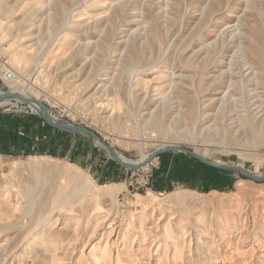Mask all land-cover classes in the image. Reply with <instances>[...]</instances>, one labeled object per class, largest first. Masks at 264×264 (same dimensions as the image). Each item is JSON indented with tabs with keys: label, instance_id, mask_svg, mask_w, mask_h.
Here are the masks:
<instances>
[{
	"label": "rangeland",
	"instance_id": "rangeland-1",
	"mask_svg": "<svg viewBox=\"0 0 264 264\" xmlns=\"http://www.w3.org/2000/svg\"><path fill=\"white\" fill-rule=\"evenodd\" d=\"M101 1L0 0V91L132 162L264 178V0ZM23 109L0 101V264H264V179L127 169Z\"/></svg>",
	"mask_w": 264,
	"mask_h": 264
},
{
	"label": "water",
	"instance_id": "water-1",
	"mask_svg": "<svg viewBox=\"0 0 264 264\" xmlns=\"http://www.w3.org/2000/svg\"><path fill=\"white\" fill-rule=\"evenodd\" d=\"M1 100H9L10 102L19 101V102H23L24 104L25 103H27V104L28 103H35V104L37 103L38 109L41 112H43L42 118H44L49 124L57 126L58 128H61L62 130L81 132V133H85L89 136H92L93 138H95V140L97 142L101 143L105 147V149L109 152V154L111 155V157L113 158V160L115 162H117L118 164H120L121 166H123L127 169L135 170V169L145 165L146 163H148L154 155L159 154V153L164 152V151H167V150H173L174 149V150H179V151L185 152V153L195 157L196 159H199L200 161H202L208 165L215 166V167H223L224 169H234V170H237V171L241 172L242 174L249 176L255 180L264 179L260 176H253V175L249 174L246 170H244L241 167L222 166L219 164H215L213 162L206 160L204 157H202L201 155H199L195 151L183 148L179 145L164 146V147L157 149L156 151L152 152L146 158H144L143 160H141L139 162H125V161H122L118 157L116 151L111 146H109L105 142H103V140L94 131H92L86 127H83V126L65 123V122H62L58 119H54V118L50 117L48 114V110L44 107V105L40 101H38L34 98H31V97H26V96L20 95V94L15 93V92H11V91L1 92L0 93V101Z\"/></svg>",
	"mask_w": 264,
	"mask_h": 264
},
{
	"label": "bare ground",
	"instance_id": "bare-ground-1",
	"mask_svg": "<svg viewBox=\"0 0 264 264\" xmlns=\"http://www.w3.org/2000/svg\"><path fill=\"white\" fill-rule=\"evenodd\" d=\"M105 5H109V3L107 2V1H105V0H102L100 3H99V5H98V7H102V6H105ZM1 92H3V91H0V93ZM20 93H21V91H20ZM21 95H23V94H21ZM23 96H25V95H23ZM26 97H28V96H26ZM9 101V100H8ZM15 103V102H14ZM16 104L17 105H21V106H24L26 109H23V110H28V111H30V112H35V113H37L38 115H40L41 117H42V114H43V112H41L39 109H38V107H37V103L35 104V103H23V102H19V101H16ZM17 109H20V107L19 106H17L16 107ZM48 114H49V116L50 117H52V118H54V119H57L56 117L57 116H55V115H53V113L52 112H50V111H48ZM164 147V146H163ZM162 148V147H161ZM160 149V148H159ZM117 153V155H118V157L122 160V161H125V162H132V161H130L128 158H126V157H124L121 153H119V152H116ZM148 156V155H143L142 156V158L140 159V160H143L144 158H146V157ZM249 174H251V175H253V176H258L257 174H255V173H252V172H249V171H247ZM74 180V179H73ZM80 180H82V179H80ZM77 181H78V178H77ZM79 182V185L82 183V181H78ZM85 184V183H84ZM73 186V185H72ZM85 186V185H84ZM81 187V186H80ZM67 196V195H66ZM182 197V196H181ZM196 224H200V221L199 220H197L196 222H195ZM203 230V229H202ZM200 232H199V234L200 235H202V236H204V235H206V233L204 232V231H202L201 232V229L199 230ZM128 233V232H127ZM141 234V233H140ZM185 238V237H184ZM171 242L173 243V248H174V250H175V256H177V257H179L180 255H181V252L179 251V247L176 245V241L175 240H171ZM101 250H103L105 253H106V251L108 250V246H107V243H105L103 246H101V245H95L92 249H91V256L93 257L96 253H98L99 251H101ZM198 262V261H197Z\"/></svg>",
	"mask_w": 264,
	"mask_h": 264
},
{
	"label": "built area",
	"instance_id": "built-area-1",
	"mask_svg": "<svg viewBox=\"0 0 264 264\" xmlns=\"http://www.w3.org/2000/svg\"><path fill=\"white\" fill-rule=\"evenodd\" d=\"M4 75L8 80H11L13 78L12 72L8 69L4 70Z\"/></svg>",
	"mask_w": 264,
	"mask_h": 264
}]
</instances>
